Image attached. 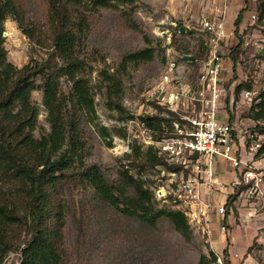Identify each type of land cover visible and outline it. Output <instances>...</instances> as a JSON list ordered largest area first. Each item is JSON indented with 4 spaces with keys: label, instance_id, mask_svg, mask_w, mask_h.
Returning a JSON list of instances; mask_svg holds the SVG:
<instances>
[{
    "label": "rangeland",
    "instance_id": "1",
    "mask_svg": "<svg viewBox=\"0 0 264 264\" xmlns=\"http://www.w3.org/2000/svg\"><path fill=\"white\" fill-rule=\"evenodd\" d=\"M15 1L22 9L26 25L35 29L32 40L12 17L5 22L3 37L8 61L21 69L33 60L46 59L49 4L48 0ZM219 10L225 11L233 33L226 49V95L221 117L235 128L249 165L264 170V155L257 157L264 147L261 132L264 124L253 120L264 92V0H136L118 9L86 11L89 27L79 54L85 65L82 76L91 88L96 113L88 116L70 106L83 143V164L98 166L114 186L120 183L121 172L128 170L155 193L158 209L185 210L171 194L181 180V173L178 171L173 176L176 170L172 171L170 166L154 165L148 160V148L137 139L140 133L137 125L141 117L159 116L167 120V125L175 121L173 114L149 100L148 94L157 88H172L179 82L191 83L197 79L205 59L200 22L203 16ZM253 14L257 20L251 18ZM148 48L155 52L152 60L130 64L122 72L124 57ZM105 72L115 74L122 83L120 95L113 96V105L102 76ZM37 83L41 84L42 80L38 78ZM61 83L63 93L70 96L72 83L65 78ZM32 101L40 112L35 132L36 138H40L51 130L41 90L32 93ZM118 104L124 110L116 108ZM103 127L108 129L110 138L103 136ZM253 146L257 148L254 157L250 155ZM215 167L218 177L225 180L240 175L221 158L215 159ZM82 169L76 164L71 172L73 178L60 196L67 207L62 247L68 264H199L201 257L210 258L211 252L218 256L213 264H264V198H250L248 186H236V178L228 182L220 178L221 186L211 193L205 194L207 189L203 187L204 201L212 207L200 221L194 216L200 215V210L186 214L191 227L190 238L186 239L166 218L150 226L124 216L103 201L83 179L75 178ZM128 194L133 196L134 190L128 189ZM221 206L225 207L224 218L217 213ZM222 225L226 226L225 235ZM250 228L255 230L254 238L243 241ZM30 239L31 235L25 234L23 242ZM23 247L9 253L4 264H20Z\"/></svg>",
    "mask_w": 264,
    "mask_h": 264
},
{
    "label": "trees",
    "instance_id": "2",
    "mask_svg": "<svg viewBox=\"0 0 264 264\" xmlns=\"http://www.w3.org/2000/svg\"><path fill=\"white\" fill-rule=\"evenodd\" d=\"M135 1L48 0L50 35L46 39V59L42 62L33 60L19 69L7 58L3 37L5 22L12 17L24 35L32 40L35 29L26 25L22 9L15 0H0V264L22 245L20 264H68L62 247L67 207L60 196L63 187L73 178L71 172L76 164L83 169L74 175L75 178L83 179L103 201L124 216L150 226H156L166 218L184 238H190L191 227L186 214L181 210L158 209L155 193L128 170L121 172L120 183L114 186L98 166H84L83 143L77 120L70 110L72 105L88 116L96 113L91 88L82 76L85 65L79 54L89 27L86 11L118 9ZM154 54L148 48L127 55L121 63L122 72L127 71L130 64L152 60ZM102 76L113 105V96L120 95L122 83L115 74L105 72ZM38 78L42 80L41 84L37 83ZM63 78L72 83L68 97L61 88ZM37 90L43 93L51 129L40 138L35 136L40 112L32 101V93ZM260 99L253 120L264 124V92ZM116 108L124 110L121 104ZM172 117L176 120L174 114ZM166 121L159 116L141 117V122L153 132L155 139L169 136L172 125H167ZM261 130L264 135V125ZM102 132L104 137L110 138L107 128L103 127ZM108 147H112L111 139ZM263 155L264 147L257 157ZM146 156L154 165L180 171V167L169 165L159 157L154 148H148ZM130 188L134 190L133 196L128 194ZM236 196L237 193L233 198ZM55 198L59 201L55 202ZM25 234L31 235L27 243L23 242ZM217 260L218 256L211 252L210 258L203 255L199 264H213Z\"/></svg>",
    "mask_w": 264,
    "mask_h": 264
},
{
    "label": "built area",
    "instance_id": "3",
    "mask_svg": "<svg viewBox=\"0 0 264 264\" xmlns=\"http://www.w3.org/2000/svg\"><path fill=\"white\" fill-rule=\"evenodd\" d=\"M251 18L257 20V15L253 14ZM200 32L205 59L197 79L191 83L179 82L172 88H157L148 94L149 100L176 116L169 136L155 139L145 123L137 125L140 131L137 139L141 144L158 149L167 162L180 167L181 180L177 181L171 194L175 202L185 209V214L200 210V215L194 214L199 221L212 207L211 203L204 201L203 187L207 194L222 184L215 167L216 158L227 161L236 172H240L234 183L236 186L247 185L250 198H264V170L249 165L235 128L221 117L226 95V49L233 35L225 11L203 16ZM250 152L254 157L257 148L251 147ZM251 161L254 162L253 158ZM172 174L177 175L176 172ZM217 213L224 218L225 207L217 208ZM221 229L225 234L226 226L222 225Z\"/></svg>",
    "mask_w": 264,
    "mask_h": 264
},
{
    "label": "crops",
    "instance_id": "4",
    "mask_svg": "<svg viewBox=\"0 0 264 264\" xmlns=\"http://www.w3.org/2000/svg\"><path fill=\"white\" fill-rule=\"evenodd\" d=\"M233 171L235 172V170L233 169ZM232 171V172H233ZM231 172V171H230ZM221 178V177H220ZM219 178V179H220ZM236 178V174L235 175H233L232 177H230L229 179H227V180H225L224 178H221V180H222V182H228V181H233L234 179ZM230 222V221H229ZM250 231H247V232H245V234H244V236L242 237V240L243 241H249L250 239H253L254 238V229L253 228H250L249 229ZM225 235V234H224ZM230 236H231V234H230ZM233 236V235H232ZM225 238V241H226V237H224ZM246 239V240H245Z\"/></svg>",
    "mask_w": 264,
    "mask_h": 264
},
{
    "label": "water",
    "instance_id": "5",
    "mask_svg": "<svg viewBox=\"0 0 264 264\" xmlns=\"http://www.w3.org/2000/svg\"><path fill=\"white\" fill-rule=\"evenodd\" d=\"M181 31H182V32H185V28H181Z\"/></svg>",
    "mask_w": 264,
    "mask_h": 264
}]
</instances>
